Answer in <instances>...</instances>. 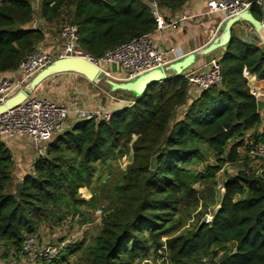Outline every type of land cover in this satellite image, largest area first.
<instances>
[{
  "label": "trees",
  "instance_id": "obj_1",
  "mask_svg": "<svg viewBox=\"0 0 264 264\" xmlns=\"http://www.w3.org/2000/svg\"><path fill=\"white\" fill-rule=\"evenodd\" d=\"M157 1L175 12L190 0ZM248 1L254 3V17L262 21L257 0ZM39 11L46 23L77 24L82 49L96 59L156 29L144 0H40ZM33 19L30 0L0 1V75L15 71L45 41L44 29L30 25ZM220 63L222 84L198 98L190 100L187 81L171 74L141 97L128 93L133 104L114 110L111 119L97 128L92 119L74 122L53 138L47 157L37 159L33 172L23 177L19 197L13 189L14 156L0 139L4 256L21 260L26 237L48 222L61 223L69 216L91 220L83 208L93 209L96 195L88 197L83 190L94 184L99 164L122 159L126 169L94 242L85 245L87 233L58 257L37 264H136L164 254L169 264H264V180L244 172L227 179L225 201L209 222L200 221L195 229L172 235L182 204L200 200L195 186L204 188L202 198H213L210 188L217 174L227 161L239 159L238 149L245 146L242 138L262 123L244 71L264 80V47L233 28ZM251 136L260 141L264 133ZM207 152L216 163L201 170L192 167L204 162ZM215 248H225L224 254L219 256ZM206 256L212 257L210 263L202 259Z\"/></svg>",
  "mask_w": 264,
  "mask_h": 264
},
{
  "label": "built area",
  "instance_id": "obj_2",
  "mask_svg": "<svg viewBox=\"0 0 264 264\" xmlns=\"http://www.w3.org/2000/svg\"><path fill=\"white\" fill-rule=\"evenodd\" d=\"M144 1L150 7L155 18V31L175 29L182 22L190 19L222 15V21L213 31L212 38L221 33V26L226 19L250 11L254 5L248 0H209L204 11L193 15L184 13L176 18H168L166 12L169 10L162 8L157 0ZM255 4L261 8L264 15V0H257ZM262 22L264 24V17ZM32 26L34 28L40 27L37 21H33ZM241 35L246 39L255 40L251 27L244 29ZM65 57H85L101 67L109 78L118 82H127L154 69L165 68L184 56L177 55L176 49L173 48L160 49L156 45L152 33H148L126 41L106 51L100 59H96L82 49L78 25L65 23L60 27L57 46L47 49L44 42L38 44L34 51L21 61L18 68L10 72L11 76L0 75V105L25 88L39 72L55 60ZM220 59L221 57H216L209 61H203L182 73L181 76L187 81L193 98H198L203 92L222 84L223 74ZM103 64L118 66L119 75L115 76L106 71ZM244 76L248 79L250 91L256 99L259 112L264 113V109H261V105H264V85L263 87L259 86L257 84L258 77L247 69L244 71ZM128 103L133 104V101ZM72 113L80 120H94L95 128H97L100 122L111 119L113 110H104L100 106L91 109L76 106L71 109L68 104L57 103L50 98L32 94L20 106L0 116V139L7 144L12 152L15 144L20 141L25 142L34 154L33 170L37 159L47 157L48 144L53 138L70 127L68 121ZM261 125L263 127L257 131L259 134L264 133V116ZM251 135L252 133H247L242 138L245 146L238 149L239 159L235 163L227 161L217 175L226 174L233 166L240 163L244 166L240 172L264 180V138L255 141ZM229 177H226L224 181L223 192H225V182ZM244 197V195L241 196V198ZM103 215L101 209L97 210L93 223L83 225L76 231L62 237L58 242L46 244V246L39 244L37 236H27L21 250L22 257H26L32 262L43 259L52 260L58 257L68 245L82 240L90 225L101 224Z\"/></svg>",
  "mask_w": 264,
  "mask_h": 264
},
{
  "label": "crops",
  "instance_id": "obj_3",
  "mask_svg": "<svg viewBox=\"0 0 264 264\" xmlns=\"http://www.w3.org/2000/svg\"><path fill=\"white\" fill-rule=\"evenodd\" d=\"M209 0H190L187 2L181 9L172 12L167 11L166 14L168 18H176L182 16L184 13L193 15L198 12L204 11ZM42 20V19H41ZM222 21V15L217 14L214 16L204 17L201 19H190L187 21L182 22L179 27L175 29H166L164 31H154L152 33V37L156 43V45L162 49H176L177 55H188L189 53L196 52L202 49L206 44L210 41L213 36V31L216 29L217 25ZM62 21H55L52 23H46V26L50 27L47 31L44 29L45 32V41L44 45L47 49H52L53 47L58 45L59 40V31L60 27L59 23ZM65 24V23H64ZM59 26V27H58ZM58 28V29H57ZM234 30L237 34H242L244 29H248L245 23H237L234 27ZM53 30V32H52ZM255 42L256 41L254 40ZM224 49L217 50L216 52L205 56V57H198L196 63L194 65H198L203 61H209L216 57H221L223 54ZM108 65V64H105ZM103 68L111 73L112 75H119V72H111L106 67ZM119 71V68H118ZM3 76H11V73H6ZM90 84L87 79L83 78L80 75L74 73H66L55 75L46 81H44L35 91L34 95L40 97L50 98L57 103H65L70 106L71 109H74L76 106L83 108V109H91L90 102H88V95L91 93ZM259 86L263 87L264 80L258 78ZM95 96V94H93ZM193 95L190 93V100H192ZM127 105H121L118 108L113 109L117 110ZM261 116H264V113L260 111ZM80 119L75 115L71 114L69 118V125H72L74 122L79 121ZM263 126L257 128V130L250 131L249 133H254L262 128ZM13 156H14V168H17L13 171V189L16 188V184L18 182L23 181V177L28 174L32 173V163L34 161V154L32 150L29 149L25 142H18L13 147ZM13 168V169H14ZM61 227H69L68 220H64L62 223H56ZM66 224V225H64ZM79 226V224H78ZM52 235L42 238L46 244L53 243V240L58 238L57 232L61 230V228H56L54 225H50ZM48 228L47 225H43L39 228V231L35 234L38 237L42 232L46 233V229ZM102 229V228H101ZM69 231V230H68ZM76 231L75 228L69 233ZM101 231V230H100ZM67 235L64 233H60L59 236ZM39 238V237H38ZM55 243V242H54Z\"/></svg>",
  "mask_w": 264,
  "mask_h": 264
},
{
  "label": "rangeland",
  "instance_id": "obj_4",
  "mask_svg": "<svg viewBox=\"0 0 264 264\" xmlns=\"http://www.w3.org/2000/svg\"><path fill=\"white\" fill-rule=\"evenodd\" d=\"M33 8H34V19L33 21L38 22V26L42 27L43 29L49 30L48 26H46L45 21L41 20L40 18V0H30ZM65 16L66 13H64ZM64 16V17H65ZM67 22H70L67 20ZM66 21L60 22V25H63L64 23H67ZM32 26V23L30 24ZM58 26V27H59ZM58 29V28H57ZM53 32V30H52ZM104 67L109 69L111 72H119L118 66L116 65H105ZM109 85H104L101 82L100 83H93L90 84V90L91 93L88 95V102H90L89 105H91L92 108L96 106H100L104 110H113L115 108H118L121 105H129L128 102H132V96L128 93L122 94V95H114L110 91H108ZM95 94V96L93 95ZM261 109H264V105H261ZM34 156V155H33ZM216 160L213 155H211L209 152H207V158L204 162H201L199 165H192V167L197 168L198 170L203 169L206 165L215 164ZM127 163H124L122 159H119L117 161H109L105 164H99L98 165V171L96 174V179L94 181V184L89 190H83V194L86 195L95 196L96 203L95 207L93 209H88V207L83 208V210L87 211L89 213V216L91 217V220H85V221H79L78 218H72V216H69L65 218V220H68L69 227H61L60 225H57L56 223H46L44 225H47L48 228L46 229V233H41L38 235L39 244L41 246H46V242L42 240V238H46L53 234L50 230V225H54L56 228H61L60 231H58L57 236L58 238L56 240H53V243L58 242L62 237H65L66 235L59 236L60 233H64V231L69 234V231L71 232L74 228L75 230L79 229L83 225H87L90 223H93V220L96 218V211L102 210L103 216L105 214H108L109 211L112 208V205L115 201L116 192H115V186H117L120 181L121 177L123 175V171L126 169ZM243 164L238 163L237 165L233 166L229 172H227L224 175H217L215 179V184H211V190L212 194L214 195L213 198L206 199L205 197H201L203 192L205 191L204 188L200 184H197L195 188L198 190L200 194V200L197 204L189 205V204H182L181 212L176 216L175 218V228L172 232V235H179L182 233H186L189 230H193L196 228L197 224L201 221H203L205 218L207 219L206 222L210 221L212 217L214 216V211L217 207L220 205L221 195L224 191V181L226 177L234 176L237 173L240 172V170L243 168ZM17 168H14L16 170ZM107 180L106 185H102V181ZM208 189V188H207ZM203 191V192H202ZM245 194L244 196H246ZM64 221V220H63ZM62 223V222H61ZM79 224V226H78ZM66 225V224H64ZM43 226V225H42ZM41 226V227H42ZM102 223L101 224H92L90 225L85 234H89L85 245L88 246L90 243H93L94 239L98 236V234L101 232ZM69 230V231H68ZM39 231V230H38ZM7 251V247L4 245L3 241H0V264H37L36 261H30L26 257H22L21 260L17 261L14 260V257H6L4 256V253ZM213 251H218L219 256H222L225 252V248H215ZM18 259V257H16ZM207 263H210L212 261V257H203L202 258ZM73 264V263H71ZM136 264H169V261L167 259V254H164L162 256L159 255H153L150 256L146 260H142L137 262Z\"/></svg>",
  "mask_w": 264,
  "mask_h": 264
},
{
  "label": "water",
  "instance_id": "obj_5",
  "mask_svg": "<svg viewBox=\"0 0 264 264\" xmlns=\"http://www.w3.org/2000/svg\"><path fill=\"white\" fill-rule=\"evenodd\" d=\"M237 23H245L247 26L251 27L255 40L259 41L264 47V24L262 21L256 19L250 10L226 19L221 26V33L212 38L202 49L185 55L182 59L165 68L154 69L131 81L118 82L109 78L101 67L85 57H65L57 59L39 72L25 88L18 91L4 104L0 105V116L20 106L47 79L55 75L66 73L80 75L91 83L105 81V83L109 85L111 92L123 91L141 97L150 86L167 80L171 74L181 76L185 70L189 69L196 63L198 57H205L217 50L225 49L231 41L232 30ZM153 175L154 171L151 173L147 181L150 180ZM23 186V181L16 184V195L18 197L20 196ZM224 201L225 192L222 193L220 205L215 209L214 214L219 213ZM206 220L207 219L205 218L201 222V225L206 223Z\"/></svg>",
  "mask_w": 264,
  "mask_h": 264
}]
</instances>
